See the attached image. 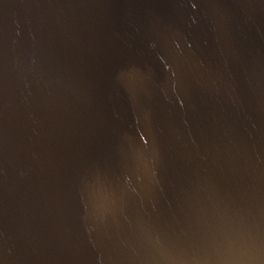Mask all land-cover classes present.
<instances>
[{
	"label": "water",
	"instance_id": "water-1",
	"mask_svg": "<svg viewBox=\"0 0 264 264\" xmlns=\"http://www.w3.org/2000/svg\"><path fill=\"white\" fill-rule=\"evenodd\" d=\"M0 264H264V0H0Z\"/></svg>",
	"mask_w": 264,
	"mask_h": 264
}]
</instances>
